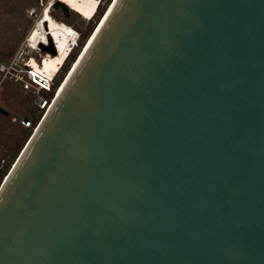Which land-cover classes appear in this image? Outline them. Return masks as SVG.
Segmentation results:
<instances>
[{
	"label": "water",
	"instance_id": "95a60500",
	"mask_svg": "<svg viewBox=\"0 0 264 264\" xmlns=\"http://www.w3.org/2000/svg\"><path fill=\"white\" fill-rule=\"evenodd\" d=\"M0 264H264V0H118L0 188Z\"/></svg>",
	"mask_w": 264,
	"mask_h": 264
},
{
	"label": "rangeland",
	"instance_id": "374dc122",
	"mask_svg": "<svg viewBox=\"0 0 264 264\" xmlns=\"http://www.w3.org/2000/svg\"><path fill=\"white\" fill-rule=\"evenodd\" d=\"M46 1L0 0V64L13 63L7 74L0 70V108L7 111V114L0 112V186L45 113L47 107L41 108L36 99L45 98L48 104L51 103L59 83L67 76L110 2L107 0L101 4L92 17H83L72 10L71 5L68 18L63 17L60 9H50L54 19L66 22L77 33L74 46L60 63H56L57 56L51 55L50 49H42L38 42L26 40L39 14L46 8ZM46 60L52 61L48 73L55 72L52 74V90L46 92L33 85L25 87L20 79L25 78L22 71L25 63L42 69ZM22 120L30 121V125H23Z\"/></svg>",
	"mask_w": 264,
	"mask_h": 264
},
{
	"label": "bare ground",
	"instance_id": "6f19581e",
	"mask_svg": "<svg viewBox=\"0 0 264 264\" xmlns=\"http://www.w3.org/2000/svg\"><path fill=\"white\" fill-rule=\"evenodd\" d=\"M117 1L118 0H110L105 13H103V15L101 16L98 25L95 27V30L93 31V33H91V36L88 38V41L86 42L85 46L82 48V50H80L79 55L77 56V59L73 63L72 67L70 68L67 76L65 77V79H63V81L61 83H59L60 86L58 87V89L56 91L55 97L53 98L54 100L51 99V103L48 104V102H46L44 104L43 108L47 107L45 110V113H44L42 119L40 120L39 124L36 126V128L32 132L28 142L30 141L31 137L33 136L35 130H37L38 126L41 124V122L45 118V116L48 113V111L50 110L52 104L54 103L57 96L59 95V93L63 89L65 83L67 82V80L69 78V76L72 74V72L76 68L79 60L82 58L83 54L86 52L91 40L93 39V37L95 36V34L97 33V31L99 30L101 25L103 24L104 20L106 19V17L108 16V14L110 13V11L112 10V8L114 7V5L116 4ZM90 4H91V7L93 8L94 2H91ZM44 6H48V7H46L43 10V12L40 13V15L38 16L35 24L32 26V28L28 32L26 40L32 41V42H38V44L45 45L47 43L48 36H49L50 37V46L52 45V49L55 51V54L57 56L55 62L60 63L63 59V56L67 53V51L74 46L75 32L72 29V27H70L66 22L58 21V20L53 18V16L50 14V9L51 8L57 9V8L51 6V4H48V3ZM75 10H78V8L75 7ZM82 14L84 17H92L94 15V13H91V11H88L87 13H82ZM62 15L64 18H68L63 13H62ZM45 23H46V25H45ZM55 54H51V55H55ZM51 63H52L51 60H50V62H48L46 60L44 63L45 67L43 69H41V68L39 69V67H37V66H34V67H36V71L42 70V73H44L49 69ZM28 142L26 143L24 148H26ZM24 148H23V150H24ZM23 150L21 151L19 156L22 154ZM19 156L17 157L15 163L13 164V166L11 167L7 176L3 180L2 184L5 182V180L9 176L11 170L14 168ZM2 184H1V186H2ZM1 186H0V188H1Z\"/></svg>",
	"mask_w": 264,
	"mask_h": 264
},
{
	"label": "built area",
	"instance_id": "2783aa9c",
	"mask_svg": "<svg viewBox=\"0 0 264 264\" xmlns=\"http://www.w3.org/2000/svg\"><path fill=\"white\" fill-rule=\"evenodd\" d=\"M56 0H47L45 5L48 4H53ZM65 4L68 5L70 9V5L72 7V10L76 11L80 15L83 16L82 13H87L88 11H91V13L96 14L100 5L105 3L107 0H59ZM91 2H94V7H91ZM75 7L78 8V10H75ZM81 11V12H80ZM84 17V16H83ZM74 30V29H73ZM75 32V30H74ZM77 33L75 32V35ZM76 40V36L74 38ZM75 44V41H74ZM13 63L9 64H0V70L7 74L10 72L11 68H13ZM25 67H22L23 75L25 78L20 77V79L24 82V86L28 87L29 85L35 86L37 89L44 90L46 92H49L52 90V81H53V75L55 72H51L52 74L47 72L42 73L41 71H36V67H34L33 64L26 62ZM43 69V68H42ZM16 77H18V73H15ZM36 102L38 105L43 108L44 104L47 102L45 98H40L38 97L36 99ZM23 121V120H22ZM25 126L30 125V121H23L22 123Z\"/></svg>",
	"mask_w": 264,
	"mask_h": 264
},
{
	"label": "flooded vegetation",
	"instance_id": "af4514ba",
	"mask_svg": "<svg viewBox=\"0 0 264 264\" xmlns=\"http://www.w3.org/2000/svg\"><path fill=\"white\" fill-rule=\"evenodd\" d=\"M45 7H48V6H45ZM51 8V7H50ZM40 15V14H39ZM30 31V30H29Z\"/></svg>",
	"mask_w": 264,
	"mask_h": 264
}]
</instances>
